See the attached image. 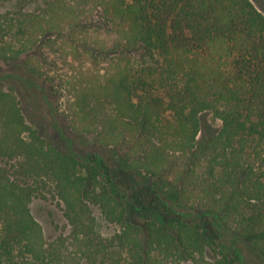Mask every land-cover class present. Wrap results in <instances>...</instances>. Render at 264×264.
I'll return each mask as SVG.
<instances>
[{"label": "trees", "instance_id": "obj_1", "mask_svg": "<svg viewBox=\"0 0 264 264\" xmlns=\"http://www.w3.org/2000/svg\"><path fill=\"white\" fill-rule=\"evenodd\" d=\"M94 13L109 41L82 31ZM48 37L77 61L64 91L68 127L126 148L123 167L171 204L124 221L126 205L103 182L106 160L89 154L84 174L79 157L42 136L0 87V264H245L221 228L264 258V12L252 0H46L0 13V60ZM205 112L221 120L217 132L203 133ZM48 194L70 225L51 241L30 205ZM93 204L121 230L99 234ZM191 210L200 221L183 218Z\"/></svg>", "mask_w": 264, "mask_h": 264}, {"label": "rangeland", "instance_id": "obj_2", "mask_svg": "<svg viewBox=\"0 0 264 264\" xmlns=\"http://www.w3.org/2000/svg\"><path fill=\"white\" fill-rule=\"evenodd\" d=\"M252 1L264 12V0ZM45 3L46 0H20L17 4L11 1H0V13L15 9L33 11L44 6ZM82 31L106 41L113 37L101 14L94 13L93 17L87 18ZM61 43L62 40L59 37H48L42 45L33 47L31 51L18 59L0 60V87L3 90L12 91L17 96L28 123L37 128L42 136L60 149L71 151L79 157L84 174H88L93 165L86 160L89 154L100 155L106 160L111 176L108 183L102 174L103 182L110 185L113 181L112 187L116 189L118 196L126 205L124 221L133 220L142 223L151 217L160 216L163 203L171 204V201L162 193H159L160 199L155 201L156 191L150 182L137 172L123 167L121 161L125 158L126 148L102 145L93 135L76 133L68 127L63 114L66 99L64 91L77 61L74 55H66L58 48ZM68 59L72 64H66L65 61ZM26 65L33 67V70L28 69ZM202 127L204 134L215 133L221 127V120L211 112H205L202 115ZM48 195L51 197V194ZM30 205L36 219L42 224L43 232L48 240L51 241L60 234H67L70 231V225L63 210L64 203L58 197L48 199L36 197ZM91 208L97 218L99 234L112 237L114 233L121 230L122 224L107 220L99 205L93 204ZM185 212L187 214L183 216L184 219L200 221L196 211ZM177 219H181L178 214L166 217V224L173 227ZM203 226L206 232L211 234L209 227L206 224ZM219 231L222 239L237 242L244 254L245 264H264L263 256L251 249L245 241L237 240L238 237L236 239L232 232L223 228ZM207 255L212 257V251H209Z\"/></svg>", "mask_w": 264, "mask_h": 264}]
</instances>
